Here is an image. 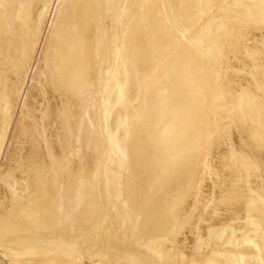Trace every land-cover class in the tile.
Segmentation results:
<instances>
[{"label":"bare ground","instance_id":"6f19581e","mask_svg":"<svg viewBox=\"0 0 264 264\" xmlns=\"http://www.w3.org/2000/svg\"><path fill=\"white\" fill-rule=\"evenodd\" d=\"M2 152L14 264H264V0H0Z\"/></svg>","mask_w":264,"mask_h":264},{"label":"rangeland","instance_id":"374dc122","mask_svg":"<svg viewBox=\"0 0 264 264\" xmlns=\"http://www.w3.org/2000/svg\"><path fill=\"white\" fill-rule=\"evenodd\" d=\"M254 32V31H253ZM256 32V33H255ZM254 33L256 34H253V40H255V41H257V40H259V38H260V36H261V32L260 31H255ZM259 33V38H258V36H257V34ZM258 38V39H257ZM33 62V61H32ZM33 69V68H32ZM31 73H32V71L30 72V75H29V73H28V77L29 78H27V80L25 81V88L24 87H22V89H21V92H22V95H21V102L19 101V103L17 102V104H16V106H15V109H14V114H13V118H16L17 116H18V113H19V111H21V110H23L22 108V103H23V105H26V104H28L29 102L31 103V101H32V95L36 92L35 90H36V88H37V84H35V78H36V76H33L32 75V77H31ZM32 83H34V84H32ZM28 85V86H27ZM35 85H36V88H35ZM28 90V91H27ZM26 92V93H25ZM28 95V96H27ZM35 95V94H34ZM23 96H24V98H23ZM31 96V97H30ZM29 97V98H28ZM24 99V100H23ZM30 100V101H29ZM17 107V108H16ZM17 109V110H16ZM19 110V111H18ZM17 111V112H16ZM16 124V119H14V121L13 120H11V129L14 127V125ZM12 132V130L9 132V134H8V137H7V142H6V144L8 143V141H9V138H10V133ZM233 133H235L234 135L235 136H233ZM237 133L236 132H231L229 135H226L227 136V138H225L224 137V140H226L225 142H224V140H222L221 142H222V144H221V142L219 143V145H218V147H219V149H220V152H222L224 149H223V146H224V148H226L227 146V144H226V142H227V140L228 139H230L231 137H233V138H231L230 140L232 141V139H233V141H236L237 140ZM231 136V137H230ZM230 137V138H229ZM73 138V137H72ZM236 139V140H235ZM72 140H74V139H72ZM230 140H228V142L227 143H230L231 144V141ZM232 141V142H233ZM69 142V141H68ZM67 142V145H65V146H67V147H70V148H67L71 153H72V156H71V153L69 152L68 154H67V157H68V159L70 160V162H72L73 163V165L74 164H76L75 162H77V164H78V161H77V159H78V157H77V159H75L76 158V156H78L79 154L77 153V152H81V150L83 151V149L84 148H86V147H83V145H81V144H79L78 142H76L75 140L73 141V143L75 144H71V146L70 145H68V144H70V142L68 143ZM89 142V141H88ZM224 142V143H223ZM234 143V142H233ZM79 144V145H78ZM82 147H81V146ZM79 146V149H81L80 151L79 150H77L78 147ZM85 146V145H84ZM216 147H217V145H215ZM214 146V148H213V151H212V155H214V158L213 157H211V158H213L214 159V161L212 160V165H213V168L215 169L216 168V170H217V176L219 175L218 173H221V175L220 176H222L223 177V175H227V177H228V173L226 174V172H228L227 171V169L223 166V163H222V161L220 160V157L218 158L217 156H218V154H219V149L218 148H216ZM73 148H76V151L77 152H75V150L73 151L72 149ZM215 148H216V150H218V151H216L215 150ZM23 149H24V147H23ZM223 149V150H222ZM5 149H3V151H4ZM88 150V147H87V149H85V151H87ZM84 152V151H83ZM218 154H217V153ZM78 154V155H76V154ZM214 153H216V155L214 154ZM69 155V156H68ZM92 155V157L94 156L93 154H91ZM4 156V154H3V152H2V154H1V158H0V165H1V163H2V157ZM75 157V158H74ZM2 159V160H1ZM74 159V160H73ZM216 159H218L219 161H220V163H222V164H219L217 161H216ZM74 161V162H73ZM214 162H217V164L215 163L214 164ZM217 165H218V167H219V165L221 166V169H218L217 168ZM3 166V165H2ZM222 168L224 169L223 171H222ZM0 169L2 170V167L0 166ZM1 170H0V172H1ZM219 170H221V171H219ZM226 170V171H225ZM219 171V172H218ZM207 172H209V171H206V181H205V184H203V187H202V191L204 192L203 194L205 195V194H207V196H211L212 195V197L214 198V199H217L218 197L216 196V197H214V195L217 193L216 191L217 190H215V192H213L212 190H214L213 189V187H210L209 185H211L212 186V184H210L211 183V180L210 179H213L214 178V180L216 181V180H221L220 181V183H225V184H223V185H226V183H227V178L224 176V178H222V177H218V178H216V177H214L213 175L215 174H211L210 176H209V173H208V175H207ZM225 173V174H224ZM210 178H209V177ZM213 178H212V177ZM208 178V179H207ZM222 178V179H221ZM226 178V179H225ZM207 180H209V181H207ZM223 180V181H222ZM207 182H209V184L207 183ZM217 183H219V182H217ZM219 183V184H220ZM1 188V187H0ZM211 190V191H210ZM208 192V193H207ZM213 192V194H211ZM218 194V193H217ZM191 197L192 196H190L189 198H188V200L190 201H188L189 203H192L191 201H192V199H191ZM203 197V196H202ZM202 202H205V200L204 199H200ZM200 201V202H201ZM209 204L210 203H208L207 204V206L205 207V209H204V206H203V204L202 205H199L198 207L199 208H201V209H199V208H197L198 210L196 211V213H198V214H207V212H206V210H208V211H210V209L208 208L207 209V207L209 206ZM203 207V208H202ZM210 207V206H209ZM202 210V211H201ZM201 211V212H200ZM205 219V222L203 221H201V220H197L196 222H193V223H191V224H188V225H183V227L180 229V231H179V233H178V235H177V243L180 245V246H183L182 248H183V250L187 253H190V250L193 248V245H194V243H195V241H196V238H203V237H205V232H206V228H207V224L208 223H206V222H208L206 219L207 218H204ZM209 220V219H208ZM198 222V223H197ZM206 223V224H205ZM186 226V227H185ZM194 230V231H193ZM180 234V235H179ZM179 236V237H178ZM185 236V237H184ZM180 241V242H179ZM184 244V245H183ZM181 248V249H182ZM192 251V250H191ZM3 254L1 253V250H0V264H14V263H12V262H10L7 258H5L4 256H2ZM80 264H89V259H88V255H82V258H81V261H80Z\"/></svg>","mask_w":264,"mask_h":264}]
</instances>
